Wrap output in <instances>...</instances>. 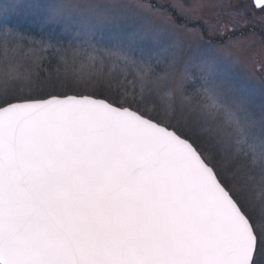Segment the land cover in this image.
<instances>
[{"label":"snow or ice","instance_id":"6c2138e0","mask_svg":"<svg viewBox=\"0 0 264 264\" xmlns=\"http://www.w3.org/2000/svg\"><path fill=\"white\" fill-rule=\"evenodd\" d=\"M144 7L0 0V264H264V0Z\"/></svg>","mask_w":264,"mask_h":264},{"label":"rangeland","instance_id":"374dc122","mask_svg":"<svg viewBox=\"0 0 264 264\" xmlns=\"http://www.w3.org/2000/svg\"><path fill=\"white\" fill-rule=\"evenodd\" d=\"M103 3H111L117 5H134L142 4L144 8H137V20L140 23H153L157 26L164 27L165 25L154 13L156 9L164 10L171 0H101ZM149 6L151 11H149ZM170 10V9H169ZM119 11V10H117ZM248 23L238 26L235 35L231 39H241L243 43L239 49H233V55L239 59V65L236 71L241 76H251L253 69V60L259 62L264 60V18H261L259 13L253 15L251 11L247 13ZM188 27H193L189 24ZM187 38V37H185ZM209 37H205L204 43H207ZM212 43L223 42L228 43V38L224 37L221 41L220 37H213ZM256 83H259L256 80Z\"/></svg>","mask_w":264,"mask_h":264}]
</instances>
